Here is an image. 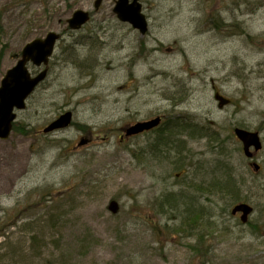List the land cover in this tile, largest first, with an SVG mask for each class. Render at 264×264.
Listing matches in <instances>:
<instances>
[{"label":"rangeland","instance_id":"rangeland-1","mask_svg":"<svg viewBox=\"0 0 264 264\" xmlns=\"http://www.w3.org/2000/svg\"><path fill=\"white\" fill-rule=\"evenodd\" d=\"M95 1L0 0V83L16 64L12 55L50 32L62 35L47 80L18 112V130L0 141V257L9 250L18 264H264V0H141L144 36L117 20V0H102L98 11ZM78 10L92 19L74 31L68 20ZM88 62L97 67L85 77ZM216 95L230 104L220 108ZM66 111L76 127L44 135ZM187 115L226 140L223 155L208 139L189 140L187 170L173 153L141 154L153 132L121 141L137 122ZM237 127L260 133L258 173ZM222 161L244 183L250 225L230 215L229 198L213 206L184 186L214 179ZM172 191L197 196L220 217L216 229L199 228L203 247L198 233L179 231L180 217L159 214V196Z\"/></svg>","mask_w":264,"mask_h":264},{"label":"trees","instance_id":"trees-1","mask_svg":"<svg viewBox=\"0 0 264 264\" xmlns=\"http://www.w3.org/2000/svg\"><path fill=\"white\" fill-rule=\"evenodd\" d=\"M85 41L86 40H83L82 44H85ZM85 61L86 59L79 60L76 63L79 66L81 64H85ZM88 65L89 66L87 67V69L84 67L85 77L91 76L92 71L97 67L95 64L93 65L89 62ZM164 123L166 124L155 130L156 136L154 137V139L148 143L145 149L141 150V154L146 155L147 160L159 159L161 158V155L173 153L174 155H176L175 159H177L176 162L178 163V165H183V168H187L188 170L190 166H193V156L191 155V151L189 150V140L199 139H208L210 143L213 144V151L218 146L221 149L219 154H224L226 140L220 139V136L219 134H216V131L210 130L209 128L204 129V127H202L200 123L193 120L191 116L187 115L184 117H172ZM74 125L75 123H72L71 126L76 127ZM18 127V124L15 122L13 125V132H16L18 130ZM130 138L131 137H128L127 139ZM202 173L204 172L202 171ZM217 173H222V176L219 177L220 174L217 176ZM215 174V178L212 180L210 179V181L207 180L206 183L200 182L198 183V185H196L195 181H191L186 182L184 186L192 189L194 194L206 196L205 201L213 206H215L214 199L217 197L222 200H228L229 198V200L227 201L228 207L234 206L237 203L244 202L245 199L242 198L241 194L244 183H239L237 181V179L234 177V171L229 168L228 163L222 161L221 164H219L218 167L215 168ZM199 202L200 198H197V196L194 195L191 196L187 194L186 191L166 192L158 198L159 214L165 216L171 213V215H169L171 220L180 217L181 221L180 226L178 227L180 229L179 231L187 234L188 236L193 233H198V248L203 247L202 242L205 241V235L202 234L199 228L205 226L208 229H216V227L219 226L217 219L220 220V217L214 212L213 208H211L210 206L204 207L200 205ZM59 203L60 201L55 202L56 205ZM73 204L74 203H71L70 205L73 206ZM15 210H18V208L15 207ZM53 212L55 213V215L51 217V221L57 220L59 218L57 209ZM8 216L9 222H12L16 217L12 214H9ZM15 224H17V221L12 223V225ZM248 225L250 224L248 223ZM223 231L229 233L231 230L225 228ZM32 242L34 244L39 243L40 238L34 236L32 238ZM33 252L34 256L36 257L42 256V249L34 247ZM9 253L10 251L8 250V252L5 253L2 258L0 257V264H18V256L15 254L10 255Z\"/></svg>","mask_w":264,"mask_h":264},{"label":"water","instance_id":"water-1","mask_svg":"<svg viewBox=\"0 0 264 264\" xmlns=\"http://www.w3.org/2000/svg\"><path fill=\"white\" fill-rule=\"evenodd\" d=\"M141 0H117L114 13L117 18L124 23L130 24L141 35L148 32V20L142 12ZM102 0H96L95 8L99 10ZM90 20V14L83 10L76 11L68 20V25L72 30H79ZM60 39V35L50 32L43 39H36L27 44L21 54L14 55V59H18L16 65L7 71L0 85V140H7L13 129V123L17 118V112L26 108V101L33 94L36 88L46 79L47 69L43 70L36 76H33L28 68V64L36 67H46L52 58L56 44ZM220 101V106L225 105L228 101L220 96H216ZM73 119V114L67 112L61 115L57 120L53 121L44 133H51L58 130L68 128ZM162 122V118L156 117L147 121L137 122L125 130L126 136H134L146 131L157 128ZM235 135L243 145V151L248 158H252L263 148L260 134L245 129L236 128ZM85 144L82 142L80 145ZM255 169L258 171L260 167L256 164ZM253 207L246 203H240L234 206L232 215L240 214V220L246 224L250 216L253 214Z\"/></svg>","mask_w":264,"mask_h":264},{"label":"flooded vegetation","instance_id":"flooded-vegetation-1","mask_svg":"<svg viewBox=\"0 0 264 264\" xmlns=\"http://www.w3.org/2000/svg\"><path fill=\"white\" fill-rule=\"evenodd\" d=\"M156 130V129H155ZM155 130H152V131H150L151 133L153 132V133H155ZM256 155V154H255ZM255 155H254V157L253 158H255ZM254 163V162H253ZM180 175V174H179Z\"/></svg>","mask_w":264,"mask_h":264}]
</instances>
